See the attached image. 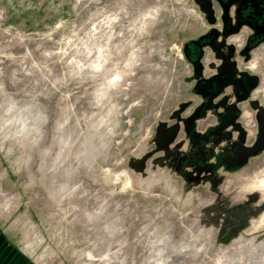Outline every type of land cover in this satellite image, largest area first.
<instances>
[{"label": "rangeland", "instance_id": "rangeland-1", "mask_svg": "<svg viewBox=\"0 0 264 264\" xmlns=\"http://www.w3.org/2000/svg\"><path fill=\"white\" fill-rule=\"evenodd\" d=\"M218 11L0 0V105L44 117L0 141V264H148L161 249L168 264H264V42L231 59L257 77L241 101L231 81L197 85L224 60L213 46L199 76L184 50L222 31Z\"/></svg>", "mask_w": 264, "mask_h": 264}, {"label": "flooded vegetation", "instance_id": "flooded-vegetation-1", "mask_svg": "<svg viewBox=\"0 0 264 264\" xmlns=\"http://www.w3.org/2000/svg\"><path fill=\"white\" fill-rule=\"evenodd\" d=\"M213 2L219 9L222 31L214 28V33L209 34L208 31L196 39L194 43H189L185 48L186 56L196 58L203 55V45L210 44L216 49L218 57H223L226 62L232 63L231 59L237 53L234 43L236 40H238L237 44L242 45V51H238L239 55L244 57L248 56L254 47L264 42V0H213ZM242 28L240 38H231L233 43L225 45V39H218L220 33L222 35H235ZM224 47L226 51H224ZM226 69V73L209 80L204 88L213 94L224 83L230 82L235 74L233 64H230ZM250 76L251 74L236 76L239 78L238 84L244 92L249 91L250 86L256 82V78Z\"/></svg>", "mask_w": 264, "mask_h": 264}, {"label": "clouds", "instance_id": "clouds-1", "mask_svg": "<svg viewBox=\"0 0 264 264\" xmlns=\"http://www.w3.org/2000/svg\"><path fill=\"white\" fill-rule=\"evenodd\" d=\"M44 119L43 114L33 112L30 105L20 106L17 101L10 99L6 106L0 105V141L27 139L33 133L39 134L37 124ZM163 243V240L154 242ZM164 251L156 252L155 257L148 261V264H168L163 259ZM217 264H220L218 261Z\"/></svg>", "mask_w": 264, "mask_h": 264}, {"label": "water", "instance_id": "water-1", "mask_svg": "<svg viewBox=\"0 0 264 264\" xmlns=\"http://www.w3.org/2000/svg\"><path fill=\"white\" fill-rule=\"evenodd\" d=\"M214 33V29L210 30L209 31V34H212ZM195 40L191 41V43H194ZM188 46V43L185 44L184 46V50H186L185 48ZM188 59L193 61L194 65H195V73L197 76L200 75L201 73V64L199 63V59H200V56H197L194 60H192L188 55H187ZM232 65L233 63H229V62H226L225 60H222L221 63H220V66H219V69L216 73L212 74L209 78H205V79H199L198 82H197V85H205L207 82H209V80H211L212 78H215L216 76H221V74H224L226 73L227 71V67L229 65ZM243 73H241V76ZM245 75V74H244ZM250 77L252 78H255L254 75H251ZM257 79V77H256ZM238 81H239V78H237L236 76L233 77V79L231 80L232 83H234L236 85V90H235V95H236V98L238 101H241V100H246L248 97H249V93H250V90H252L256 83L255 82L253 85L250 86L249 88V91L246 90L245 92L240 88V85L238 84ZM219 93H221L220 90H217L215 93L212 94V96H215V95H218ZM254 102V107H258L259 105H257V102L256 101H252ZM255 152V151H254Z\"/></svg>", "mask_w": 264, "mask_h": 264}, {"label": "built area", "instance_id": "built-area-1", "mask_svg": "<svg viewBox=\"0 0 264 264\" xmlns=\"http://www.w3.org/2000/svg\"><path fill=\"white\" fill-rule=\"evenodd\" d=\"M236 43H237V42H236ZM237 48H242V45L236 44V49H237ZM209 59H210V55H209L208 53H205V54L203 55V60H204L205 62H207Z\"/></svg>", "mask_w": 264, "mask_h": 264}, {"label": "bare ground", "instance_id": "bare-ground-1", "mask_svg": "<svg viewBox=\"0 0 264 264\" xmlns=\"http://www.w3.org/2000/svg\"><path fill=\"white\" fill-rule=\"evenodd\" d=\"M245 115H246V123L248 124L249 123V119L251 118L250 116H249V114L246 112L245 113ZM250 125V124H249Z\"/></svg>", "mask_w": 264, "mask_h": 264}]
</instances>
